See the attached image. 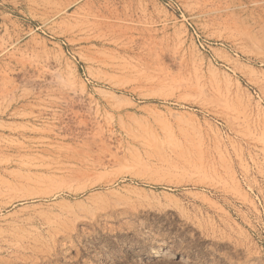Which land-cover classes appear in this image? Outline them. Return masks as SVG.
<instances>
[{
  "label": "rangeland",
  "instance_id": "1",
  "mask_svg": "<svg viewBox=\"0 0 264 264\" xmlns=\"http://www.w3.org/2000/svg\"><path fill=\"white\" fill-rule=\"evenodd\" d=\"M0 264H264V0H0Z\"/></svg>",
  "mask_w": 264,
  "mask_h": 264
}]
</instances>
